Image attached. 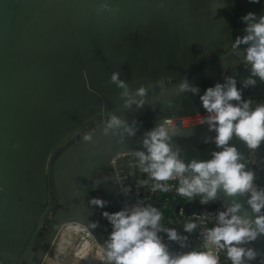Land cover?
I'll return each mask as SVG.
<instances>
[{
    "label": "crops",
    "instance_id": "0c3cea01",
    "mask_svg": "<svg viewBox=\"0 0 264 264\" xmlns=\"http://www.w3.org/2000/svg\"><path fill=\"white\" fill-rule=\"evenodd\" d=\"M12 1L0 0V264H27L60 205L47 160L80 137L73 135L76 129L92 130L122 106L111 74L119 71L134 91L159 76L184 73L192 56L211 49L207 64L244 34L242 17L264 15V0H17L9 26ZM106 1L115 11L101 20L97 9ZM249 75L242 58L203 81L200 94L225 76H234L243 88ZM262 95L259 80L243 89L244 99ZM192 96L177 97L172 106L190 111L191 103H202ZM161 113H151L146 123ZM231 143L257 173L246 145ZM19 161L31 207L15 187ZM104 171L112 180L111 172L98 166L90 198L101 193L114 199L103 184ZM67 231L63 226L57 236L67 238ZM54 242L41 264L55 262Z\"/></svg>",
    "mask_w": 264,
    "mask_h": 264
},
{
    "label": "clouds",
    "instance_id": "9594fccd",
    "mask_svg": "<svg viewBox=\"0 0 264 264\" xmlns=\"http://www.w3.org/2000/svg\"><path fill=\"white\" fill-rule=\"evenodd\" d=\"M250 2L259 3L260 0ZM106 10L115 11L107 3H101L97 9L98 12ZM242 20L247 27L242 36L236 37L233 46L239 51L241 46H246L241 57L250 75L244 79L243 88L237 87L238 81L234 76H225L223 83L217 82L201 95L200 88L185 78L179 83V92L176 93L178 96L191 92L199 96L206 111L201 123L207 124L210 132H215L214 137H205L204 142L214 143L220 150L213 151L209 160L192 159L186 163L182 150L173 143V138L181 130L171 127L169 121H163L143 134L140 143L144 150L133 153L138 161L136 166L153 182V192H168L171 190L168 181L178 180L177 194L189 200L199 196L201 204H208L219 200L221 191L232 198L230 204L224 202L223 210L217 211L215 226L202 233L205 250L173 251L161 233L166 234L168 241L177 242L182 249L189 247L188 236L181 235L176 228L164 227L160 209L151 203L138 201L121 211L102 212L112 226L111 233L102 244L104 264H221V251L226 253L231 264H247L257 257H261L264 264V255L252 247L253 242L264 236V187L256 183V171L248 168L244 154L231 143L234 139L239 140L253 153L264 145V103L243 98V89L255 87L258 80L264 83V15L257 17L249 12ZM109 83L121 90L120 104L130 113L133 105L139 110L149 104L146 99L148 89L141 85L133 91L120 78L119 71L111 74ZM165 103L172 106V98ZM139 124L136 118L129 123L124 117L109 112L98 125V131L102 129L104 136L118 137L117 142L123 144L126 138L137 134ZM96 133L76 129L73 135H80L85 142L96 143ZM94 182L99 184V179ZM144 183L148 184V181ZM122 191L127 195L125 190ZM237 197L246 198L251 215ZM108 203L96 197L89 200L90 206L100 209ZM199 219L203 220V214ZM98 227L99 222L87 225L91 230ZM197 227L196 222H187L183 229L185 233H192ZM249 244L251 247H245Z\"/></svg>",
    "mask_w": 264,
    "mask_h": 264
},
{
    "label": "water",
    "instance_id": "95a60500",
    "mask_svg": "<svg viewBox=\"0 0 264 264\" xmlns=\"http://www.w3.org/2000/svg\"><path fill=\"white\" fill-rule=\"evenodd\" d=\"M16 2L17 0H13L10 3L8 9L9 11L7 14L6 23L9 26H11L12 18L14 16ZM104 3H107L110 6L108 1ZM110 12L111 11L107 10L101 12L100 19H106ZM241 47L242 49L240 51L234 46H232V48L224 47L225 53L221 56L213 58L212 61L208 62L207 64H202L201 61L198 63L197 61H194L198 56L209 57L212 50H205L197 56H192L190 61L191 63L188 64V67L184 73L175 76L169 75L170 78H167L166 76H159L158 78L151 80L145 86L148 89V95L146 99L149 104L145 105L139 110H136V106L133 105V111L130 113L127 108L123 107V105L116 106L117 109L114 111H118L116 115L124 117L129 123H131L132 119L134 118L138 119L140 122L139 131L137 134L134 137L126 138L125 143H118V137L104 136L102 129L98 131V126H96L92 130L82 129V131H96L97 133L94 136L96 143H88L83 141L81 137H78L77 139L68 143L56 156L53 154L50 155L45 167L51 169L53 186L57 192L60 205L51 218L39 247L35 252H32L31 258L27 264L42 263L59 230L68 222L76 221L82 223L86 227L90 222H99L98 228L94 230L88 229L93 233L97 241L102 246L104 241L111 233L112 226L109 221H107L102 216L97 208L90 207L89 203L85 199V196L87 197V195L93 190L91 178L96 168L100 165H103L111 172V178L114 180L115 186L117 183V186L115 187L114 199H111L113 201V206L116 207L114 212L123 210L126 205L123 202V195L120 192V189H118L119 184L113 174L112 167L109 162L110 157L118 153L144 150L140 141L143 138V134L150 130L146 128V118L156 110H162L164 113H166L168 112L166 110L168 108L171 110L165 114L168 115L172 113H187L203 109L202 103H191V107H188L191 110L182 112L180 110H185V108H179L175 105L169 106L167 103H165V101L172 98L174 102L177 101V97L183 98V96L188 95L189 92L180 94L178 96L176 95V93L179 92V83H181L185 78L189 79L191 84L199 86L203 81H206L218 71L242 59L241 56L243 54V48L246 46ZM261 97H264V95L260 96V98ZM251 98L259 97L252 96ZM190 99H192L191 101H200L198 95H193ZM253 102L262 103L256 101ZM253 107H255V104ZM177 129L181 131L176 137L173 138V143L182 150L181 155L186 163L191 162L192 159L209 160L212 158V148L216 145L214 143H205L204 138L214 137L215 132H210L207 124L202 125L201 123ZM249 155L251 158H253V163L257 172L261 171L264 174V145H262L255 153L249 151ZM19 162V168L16 173L15 187L17 192H19L27 200L29 206L31 207L32 202L23 191V177L25 173L24 162ZM259 183L261 185L260 181ZM0 188L3 189L4 187L0 185ZM117 189L119 191L118 194L116 193ZM157 197L161 198V195L158 194ZM219 197L223 201L229 204L231 203L232 198L227 197L223 191L219 193ZM236 199L244 204L245 209H247L249 215H251V209L246 203V198L237 197ZM186 208L189 212V204H186ZM175 228L178 231V227L176 226ZM173 242V251L179 252L191 250L190 247L182 249L180 245L177 244V242ZM253 243L256 249L264 255V236L260 237Z\"/></svg>",
    "mask_w": 264,
    "mask_h": 264
},
{
    "label": "built area",
    "instance_id": "2783aa9c",
    "mask_svg": "<svg viewBox=\"0 0 264 264\" xmlns=\"http://www.w3.org/2000/svg\"><path fill=\"white\" fill-rule=\"evenodd\" d=\"M253 101L264 103V97L253 98ZM206 115L204 109L197 111H191L187 113H172L165 115L163 121H169L171 127L183 128L187 126L201 124L203 117ZM134 152L118 153L110 157L109 162L112 167L113 174L116 181L119 184L120 192L123 195V202L126 206L134 205L138 201H144L145 203H151L153 206L160 209L163 213V220L161 223L166 228L178 227V232L181 235L188 236V245L190 249L205 250L203 246L202 233L207 229L215 226L216 213L218 210H223V201L221 198L217 201L210 202L208 204H201L200 197H194L189 200L186 197L180 196L176 192V187L179 186L178 180L168 181L171 190L168 192H153L151 191L152 181L149 180L148 174L143 173L136 165L137 159L133 155ZM132 178V179H131ZM144 181H148L145 184ZM256 183L260 185L259 181ZM261 186V185H260ZM123 190L127 193L125 195ZM160 194L161 198L157 195ZM186 204H189L190 211H187ZM203 214V220L199 219ZM187 222H196L198 224L197 229L192 233H185L183 226ZM84 226L85 230H77L78 225ZM69 226L65 224L64 227L70 231H75L79 236H83L82 240L86 252L92 253L94 264H104L102 246L97 241L93 233L86 228L82 223L73 221ZM86 231V232H85ZM164 236L165 242L168 243L172 249L174 242L168 241L167 236ZM87 236L89 237L88 239ZM178 244V243H177ZM245 247H251V245H245ZM252 247H255L254 243ZM257 250V249H256ZM263 255V254H262ZM221 264H231L227 259L226 253L221 251L219 253ZM247 264H262V258L257 257L254 261H249Z\"/></svg>",
    "mask_w": 264,
    "mask_h": 264
},
{
    "label": "rangeland",
    "instance_id": "374dc122",
    "mask_svg": "<svg viewBox=\"0 0 264 264\" xmlns=\"http://www.w3.org/2000/svg\"><path fill=\"white\" fill-rule=\"evenodd\" d=\"M210 58L206 57V56H198L194 61L200 62L202 64H205ZM165 116V113H161L158 114L155 117L154 121H147L146 123V128L149 129L150 124L154 123L158 124V123H162L163 117ZM150 117V116H148ZM107 171H104L102 173L103 175V184L106 185V191L110 192L111 196L114 198L115 196V184L112 182L111 179H109L108 177H105ZM257 180L261 182L262 187H264V174L261 171L257 172ZM116 193L118 194L119 191L117 190ZM96 197V198H100L103 200L107 199V196L101 193H95L93 194L92 198ZM88 200L91 199L89 197V195H87ZM86 199V196H85ZM106 201H108L109 203L103 208L100 209L98 206L96 207L97 210L102 214L103 211H107L109 213H114V209H116V207H114L113 201L111 199H107ZM92 207V206H90ZM79 227V228H78ZM73 228H78L77 230H79L81 228V230H85V227L79 224L76 227ZM86 232V231H85ZM83 236H79L75 231H70V234L67 238L65 237H61L60 235H58L55 238L54 245L51 249V253L50 256L52 258L55 259V262L53 264H94V259H93V255L92 253L86 252V247H84V244L82 242V240H84ZM89 237L87 236L86 239H88ZM56 255V256H55Z\"/></svg>",
    "mask_w": 264,
    "mask_h": 264
},
{
    "label": "bare ground",
    "instance_id": "6f19581e",
    "mask_svg": "<svg viewBox=\"0 0 264 264\" xmlns=\"http://www.w3.org/2000/svg\"><path fill=\"white\" fill-rule=\"evenodd\" d=\"M67 224H68L69 226H71V225H70L71 222H68ZM71 227H73V226H71ZM81 227H82V226H81ZM78 228H79V227H78ZM78 228H77V229H78ZM86 228H87V227H86ZM62 230H63V229H62ZM69 234H70V233H69V229H68V231L65 233L66 237L69 236ZM55 242H56V241H55ZM55 256H56V255H55ZM49 257H50V256H49Z\"/></svg>",
    "mask_w": 264,
    "mask_h": 264
}]
</instances>
